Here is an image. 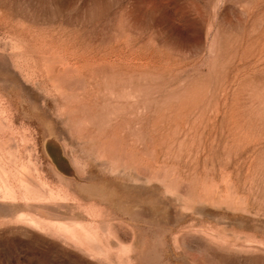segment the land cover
Wrapping results in <instances>:
<instances>
[{"label": "rangeland", "instance_id": "rangeland-1", "mask_svg": "<svg viewBox=\"0 0 264 264\" xmlns=\"http://www.w3.org/2000/svg\"><path fill=\"white\" fill-rule=\"evenodd\" d=\"M0 264H264V0H0Z\"/></svg>", "mask_w": 264, "mask_h": 264}]
</instances>
